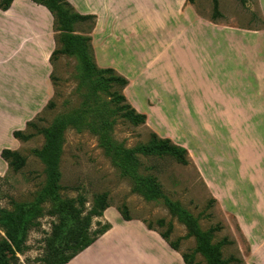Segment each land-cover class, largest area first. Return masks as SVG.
Returning a JSON list of instances; mask_svg holds the SVG:
<instances>
[{
	"label": "rangeland",
	"instance_id": "rangeland-1",
	"mask_svg": "<svg viewBox=\"0 0 264 264\" xmlns=\"http://www.w3.org/2000/svg\"><path fill=\"white\" fill-rule=\"evenodd\" d=\"M188 3L184 1L180 13ZM196 9L204 16H211V23L240 27L243 61L249 62L251 55L257 56L259 69H264V0H245L243 4L239 0H220L222 14L216 18L212 17L211 0H197ZM91 25V21L75 24L74 34L89 37ZM51 30L57 41L58 34L53 26ZM156 33L147 31L145 36L130 37V42L126 43V47L148 49L142 60L143 68H111L114 73H108L109 67H95L101 72L93 79L101 101L112 112H118L112 118V140L125 149L148 147L149 135L154 133L160 139L168 138L171 143L185 148L187 165H181L169 155H137L138 174L144 179H154L164 197L179 203L191 215L208 244L218 248L225 264H264V194L250 187L248 140L236 141L241 152V157L236 158L224 153L223 145L218 144L219 139L225 141L228 133L223 123H219L223 115L220 116L217 109L222 96L217 83L218 61L211 59L202 65L207 52L194 47L201 44L200 35H191L189 31L178 33V30L174 35L170 28ZM251 39L253 43L257 41V50L250 49ZM134 40L140 42L134 44ZM143 40L145 45L141 43ZM134 51H131L132 56ZM136 53L138 56L139 52ZM114 74L126 78L128 84L122 89L115 87L110 81ZM207 74L209 83L206 82ZM242 76L248 73L243 70ZM50 80L51 105L34 118L35 127L28 129L33 137L27 141L18 140L15 147L25 158L23 168L13 172L3 161L0 207L9 211L13 208L11 201L31 202L45 185L44 167L35 154L44 144L40 130L49 127L57 116L81 109L87 88L92 86L89 82L81 85L74 57L64 54L52 58ZM143 80L146 82L142 83ZM118 94L125 97L136 113L145 115L144 124L133 125L120 117L127 109L125 103L116 99ZM94 129L91 126L77 131L68 127L64 131L59 163L60 198L74 200L76 205L82 198L85 211L104 200L109 207L143 221L158 233L170 228L168 240L178 242L179 253L187 255L191 264H207L195 237L169 214L163 201L145 198L134 188L132 180L115 167L101 148ZM219 152L224 154L223 161L228 164L217 162ZM208 154L215 157L211 156L212 169L214 172L220 169L217 177L223 181V190L230 195L221 196L219 201L209 193L201 177L202 162ZM50 207L48 202L43 205L44 215L38 217L35 226L28 231L24 252L16 254V259L11 258L10 264H48L47 243L54 237L53 226L58 224L56 217L47 212ZM106 223L102 217L93 218L90 233ZM3 238L4 232L0 230V240ZM56 242L54 239L50 243Z\"/></svg>",
	"mask_w": 264,
	"mask_h": 264
},
{
	"label": "crops",
	"instance_id": "crops-1",
	"mask_svg": "<svg viewBox=\"0 0 264 264\" xmlns=\"http://www.w3.org/2000/svg\"><path fill=\"white\" fill-rule=\"evenodd\" d=\"M184 1L179 5L178 0H68L76 12L95 17L89 38L96 66L143 68L142 60L148 49L126 47V43L130 37L145 36L147 31L156 35L170 28L174 35L178 30V33L189 31L191 35L201 36V44L194 47L207 52L202 65L212 59L220 67L217 83L222 96L217 109L223 115L219 123H223L228 133L224 136L226 142L219 139L218 144L223 145L224 153L236 158L241 157L236 141L248 140L250 187L260 189L262 195L264 69H259L257 56L251 55L249 62L243 61L240 27L211 23V16L197 11V0L188 3L180 13ZM217 1L220 12V0ZM52 26L53 18L47 9L30 0H12L7 10L0 9V154L2 149L15 150L18 140L12 132L24 131L26 124L53 97L50 57L56 43ZM137 42L140 41H133ZM144 42L141 43L145 45ZM249 47L257 50V41L253 43L251 39ZM134 50L139 52L138 56ZM243 70L248 76H242ZM206 82H210L209 74ZM211 156L204 157L201 177L209 193L219 201L228 193L217 177L220 169L216 172L212 169L215 157ZM223 159L224 154L219 152L217 162L229 163ZM4 167L0 156V173ZM102 218L111 228L66 264H184L180 253L171 249L158 232L149 230L143 221L124 220L113 207H108Z\"/></svg>",
	"mask_w": 264,
	"mask_h": 264
},
{
	"label": "trees",
	"instance_id": "trees-1",
	"mask_svg": "<svg viewBox=\"0 0 264 264\" xmlns=\"http://www.w3.org/2000/svg\"><path fill=\"white\" fill-rule=\"evenodd\" d=\"M12 0H1L0 9L5 11L9 8ZM36 5L43 6L53 18V30L57 32L58 38L56 48L51 53L50 60L57 54H64L74 57L76 69L81 85L91 83L87 88V93L82 103V108L70 113L57 116L49 127L40 130L44 137L42 148L35 154L44 167L46 182L42 190L31 202L16 203L11 201L12 210L0 207V230L4 232L5 238L0 240V264H10L11 258L16 259V254H22L26 248L25 241L28 231L35 226V220L43 216V205L47 202L51 204L48 214L55 216L58 224L53 226L55 244L47 243L48 254L46 262L48 264H66L76 255L84 251L93 244L101 235L111 228L109 223L102 225L96 231L90 233L91 220L101 218L103 212L109 207L107 202L101 200L88 211L84 209V201L79 198V205L74 200L62 199L58 194L59 189V163L64 143V131L71 127L79 131L94 126V132L98 137L99 144L105 154L111 159L119 171L132 180L136 190L149 200L161 199L169 214L182 223L189 234L193 235L198 244V250L204 255L207 264H225L221 258L217 247L210 246L208 240L199 232L196 221L185 211L179 203L172 202L160 192L158 184L154 179H144L137 172V155L164 154L173 157L181 165H187V151L185 148L171 143L166 139H160L156 134L149 135L150 145L148 147H138L135 149H125L112 140L113 119L118 112H112L107 105L101 101L97 87L93 83L96 74L101 72L96 70L89 37H81L74 34V25L91 21L94 23L95 17L89 14L83 15L76 12L68 0H30ZM193 3L194 0H186ZM213 6L212 17L220 16L218 11V1L211 0ZM242 4L245 0H239ZM60 44V48H57ZM114 73L113 69L106 70ZM112 84L118 89L124 88L128 81L119 75L110 77ZM116 99L125 103L127 109L120 117L128 120L133 125L144 124L146 117L136 113L126 102L123 95L118 94ZM50 102V101H49ZM48 103L46 107L50 106ZM119 116V115H118ZM33 121L26 124L24 131H13L12 136L19 141H27L33 137V133L28 132L29 128H34ZM1 159L6 162L8 169L13 172L21 170L25 164V158L15 150L2 149ZM118 213L124 220H130L121 210ZM99 225V223H97ZM163 225L162 221H159ZM149 230H153L146 225ZM170 228L159 236L167 242L171 249L178 251V242L168 240ZM184 264H191L188 256L180 253Z\"/></svg>",
	"mask_w": 264,
	"mask_h": 264
}]
</instances>
